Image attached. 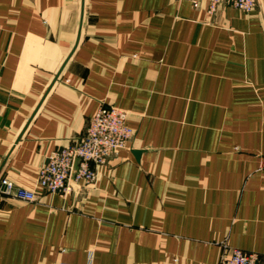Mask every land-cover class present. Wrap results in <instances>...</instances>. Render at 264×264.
Returning <instances> with one entry per match:
<instances>
[{"label": "crops", "instance_id": "0c3cea01", "mask_svg": "<svg viewBox=\"0 0 264 264\" xmlns=\"http://www.w3.org/2000/svg\"><path fill=\"white\" fill-rule=\"evenodd\" d=\"M0 0V264H264V0ZM134 135L70 194L49 153L101 104Z\"/></svg>", "mask_w": 264, "mask_h": 264}, {"label": "built area", "instance_id": "2783aa9c", "mask_svg": "<svg viewBox=\"0 0 264 264\" xmlns=\"http://www.w3.org/2000/svg\"><path fill=\"white\" fill-rule=\"evenodd\" d=\"M191 1L195 7L200 5V0ZM224 2L244 11L253 10L257 4V0H208V12L214 13ZM128 118V111L112 104H101L84 135L49 153L38 169L37 188H20L13 180L3 178V190L23 200L35 201L40 190L70 194L78 185L94 184L98 168L131 141L134 130L128 124ZM258 260L257 252L236 246L223 254L218 264H257Z\"/></svg>", "mask_w": 264, "mask_h": 264}]
</instances>
